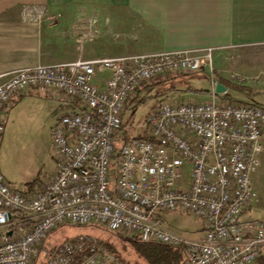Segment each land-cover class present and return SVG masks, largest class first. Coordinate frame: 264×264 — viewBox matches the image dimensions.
Here are the masks:
<instances>
[{"label": "built area", "instance_id": "built-area-1", "mask_svg": "<svg viewBox=\"0 0 264 264\" xmlns=\"http://www.w3.org/2000/svg\"><path fill=\"white\" fill-rule=\"evenodd\" d=\"M43 14L36 5L22 9L25 19ZM212 53L98 56L8 72L0 83V135L12 99L30 89L72 110L51 128L55 167L36 190L23 191L0 173V264H33L40 253L46 264H129L90 235L43 247L65 224L171 246L174 264H251L263 255L264 218L242 216L255 196L250 173L262 151L264 104L216 91ZM180 71H203L206 97L160 101L124 140V103L155 76ZM172 211L199 219L201 238L165 226L163 213Z\"/></svg>", "mask_w": 264, "mask_h": 264}, {"label": "crops", "instance_id": "crops-1", "mask_svg": "<svg viewBox=\"0 0 264 264\" xmlns=\"http://www.w3.org/2000/svg\"><path fill=\"white\" fill-rule=\"evenodd\" d=\"M27 5L43 8V16L23 18ZM257 45L264 46V0H0V83L18 68L76 59L208 48L220 54ZM106 75L99 73V80ZM182 91L184 98L206 97V92ZM247 100L253 99L240 101ZM71 110L70 105L30 89L12 99L0 138L7 126L21 122L30 130L44 127L51 136L56 120ZM263 143L264 135L261 153ZM258 164L250 173L253 187ZM243 216L264 218L256 191ZM260 259L264 256L252 264Z\"/></svg>", "mask_w": 264, "mask_h": 264}, {"label": "rangeland", "instance_id": "rangeland-1", "mask_svg": "<svg viewBox=\"0 0 264 264\" xmlns=\"http://www.w3.org/2000/svg\"><path fill=\"white\" fill-rule=\"evenodd\" d=\"M256 51L259 54L256 57H252V53ZM263 52L264 46L257 45L224 50L220 54L212 53V67L214 71H217L216 74L219 77L233 84L251 89L248 91L250 94H247L245 91L227 88L225 92L226 96L237 101L245 97L252 98L257 103L264 104V70L261 68L264 62ZM257 57L258 59H256ZM231 73L239 74L244 78H231ZM189 74L187 76V83L190 87L197 89L207 88L206 75L203 71ZM144 84L135 93L136 96L134 95V97H136V100L132 101L134 97L129 99L127 105L122 110V123L125 132L132 135L137 134V131L144 124L147 114L155 104L164 99H184L182 96L183 89H178L173 93L169 92L158 95L157 85L148 87L146 86L147 83ZM54 167L55 161L51 155V136L47 129L37 127L35 130H30L28 125L23 122L7 126L3 137L0 138V173L10 180L12 185L21 188L23 191L36 190L39 183L47 179L52 173ZM254 178V190L257 193V201L259 206L264 209V143L263 152L261 153ZM163 222L165 226H168L175 232L190 238L199 239L201 221L186 212L172 211L163 213ZM78 235L96 237L101 245V241L108 240L113 249L117 251L113 252L112 248H107L103 245L102 248L114 256L119 251L118 249L121 244L119 239H126L114 232L92 225L65 224L51 231L46 236L43 247L50 250L51 247L58 246ZM125 245L129 247L128 244ZM125 249L128 250L129 248ZM119 253L122 255L121 251ZM263 256L264 254L259 257ZM124 261L133 262V258L125 257ZM46 262V255L40 253L35 258L33 264H46ZM257 264H264V259L258 260Z\"/></svg>", "mask_w": 264, "mask_h": 264}, {"label": "trees", "instance_id": "trees-1", "mask_svg": "<svg viewBox=\"0 0 264 264\" xmlns=\"http://www.w3.org/2000/svg\"><path fill=\"white\" fill-rule=\"evenodd\" d=\"M192 72H176L173 73H165L155 76L150 83H147L146 86H155L157 85L158 95L166 94L168 92L185 89L187 91H195V92H206V89H197L190 87L187 83V76H189ZM217 81L221 82L228 88H233L236 90H241L248 92L251 89L236 85L229 82L226 79H223L216 75ZM144 86V85H142ZM128 100L124 103L123 108L127 105ZM124 135L123 139H130L131 136L125 133V129H123ZM121 244L119 247V251H121L122 255L119 253L115 254L116 257L123 259L125 257H132L133 262L127 261L131 264H174L179 260L177 251L175 248L171 246L162 245L155 242H141L137 238H126L119 239ZM103 246L107 248H112L113 252H116V249L109 244L108 240L101 241ZM125 244H128L127 247ZM125 248H129L126 250ZM124 257V258H123Z\"/></svg>", "mask_w": 264, "mask_h": 264}, {"label": "water", "instance_id": "water-1", "mask_svg": "<svg viewBox=\"0 0 264 264\" xmlns=\"http://www.w3.org/2000/svg\"><path fill=\"white\" fill-rule=\"evenodd\" d=\"M215 89H216V91H218V92H225L226 91V87L222 84V83H220V82H217L216 84H215ZM10 234V232H8V235Z\"/></svg>", "mask_w": 264, "mask_h": 264}]
</instances>
